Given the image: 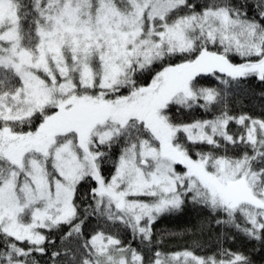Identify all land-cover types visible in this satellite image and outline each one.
<instances>
[{"label": "snow or ice", "instance_id": "1", "mask_svg": "<svg viewBox=\"0 0 264 264\" xmlns=\"http://www.w3.org/2000/svg\"><path fill=\"white\" fill-rule=\"evenodd\" d=\"M250 78L264 0H0V264H253L153 232L190 202L264 250V118L230 110Z\"/></svg>", "mask_w": 264, "mask_h": 264}, {"label": "trees", "instance_id": "2", "mask_svg": "<svg viewBox=\"0 0 264 264\" xmlns=\"http://www.w3.org/2000/svg\"><path fill=\"white\" fill-rule=\"evenodd\" d=\"M196 2L203 3L204 0H196ZM243 2L244 0H236L237 4ZM247 2L251 5L256 0H247ZM248 11L250 15L255 13L254 8H249ZM205 86L215 85L205 83ZM242 88V92H238L235 97H230L232 100L230 110L237 115L243 112L264 118V105L261 103L264 83L256 78H250ZM202 115L200 112H195L192 116L181 118L190 121L202 118ZM115 158L113 157V159ZM111 167L112 161L106 168ZM107 174L105 172V175ZM209 221L207 210L190 202L186 203L182 210L162 216L153 226L154 246L157 250L169 254L189 250L194 251L197 255H205L211 254L216 245L220 244L249 256L253 260V264H264V250L261 249L258 241H250L239 234H236L235 238L232 234L225 238V233ZM52 239L57 240V235H52ZM35 255L39 264H51L48 256L40 257L38 253Z\"/></svg>", "mask_w": 264, "mask_h": 264}, {"label": "rangeland", "instance_id": "3", "mask_svg": "<svg viewBox=\"0 0 264 264\" xmlns=\"http://www.w3.org/2000/svg\"><path fill=\"white\" fill-rule=\"evenodd\" d=\"M110 163H111V161H109L108 164H107L106 166L110 165Z\"/></svg>", "mask_w": 264, "mask_h": 264}]
</instances>
